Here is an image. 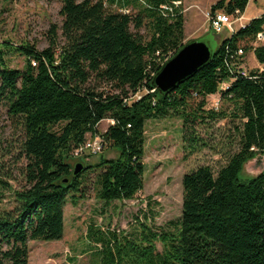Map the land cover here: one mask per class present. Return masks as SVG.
<instances>
[{
    "label": "trees",
    "instance_id": "trees-1",
    "mask_svg": "<svg viewBox=\"0 0 264 264\" xmlns=\"http://www.w3.org/2000/svg\"><path fill=\"white\" fill-rule=\"evenodd\" d=\"M182 1L60 0L61 26L48 29V46H17L25 59L21 71L0 61V104L22 130L25 160V187L14 192L13 207L0 208V264H28V242L62 239L65 205L83 197L89 171H98L95 195L104 206L134 199L143 190L149 125L177 119L194 149V125L227 118L206 109L213 95L233 105L238 150L216 174L201 166L183 175L181 218L170 223L173 230L141 224L119 237L90 227L87 237L100 246L99 264H264V169L241 179L247 162L264 160V72L236 73L239 50H253L264 66V46L253 49L264 16L219 42L204 66L161 93L156 75L187 44L183 15L173 5ZM248 3L220 0L211 13L242 15ZM103 121L111 124L99 134ZM88 134L103 141L94 165L73 158ZM104 149L117 156L105 158ZM77 164L82 169L74 175Z\"/></svg>",
    "mask_w": 264,
    "mask_h": 264
},
{
    "label": "rangeland",
    "instance_id": "rangeland-1",
    "mask_svg": "<svg viewBox=\"0 0 264 264\" xmlns=\"http://www.w3.org/2000/svg\"><path fill=\"white\" fill-rule=\"evenodd\" d=\"M218 1L220 0H183L177 5L184 18L183 43L203 42L213 53L219 42L231 36L227 27L220 32L210 28L209 17L213 14L211 8ZM59 9L60 0H0V61L9 69L23 70L25 59L15 50L16 47L28 43L34 45L36 51L45 49L48 46L46 33L50 26H61ZM262 16L264 0H249L245 12L240 19L234 21L232 30L236 31L246 25L253 17ZM141 33L144 34V30ZM58 35L61 44L63 39L60 31ZM261 46H264V42L253 45V49ZM237 68L248 74L255 70L260 72L264 66L257 62L252 50L243 54ZM215 108L225 112L227 118L219 121L206 119L204 124L194 125V137L197 138V142L193 144L194 149L188 147V140H183L179 134L180 122L177 119L168 118L149 125L146 132L143 190L134 199L115 201L104 206L95 195L98 171L85 174L83 197L76 204L68 200L65 205L62 239L54 242H28V264H99L96 253L100 246L94 245L87 237L90 227L104 234L115 233L119 237L131 235L141 224L152 229L173 230L170 223H177L181 218L183 175L201 166L209 167L216 174L238 150L235 127L239 126V120L231 117L234 112L233 105L228 101H221L218 95L209 96L206 109ZM109 125V121L101 122L97 126V133H104ZM91 139L88 134L85 141ZM21 141V128L0 104L2 209L13 207L14 192L25 187L22 176L25 160L20 154ZM102 154L108 159L117 156L114 150L104 149ZM73 158H82L85 165H94L99 155L86 153L76 157L74 154ZM263 169L262 158L247 162L241 179L247 180L256 176ZM156 248L159 252L162 251L159 241L156 242Z\"/></svg>",
    "mask_w": 264,
    "mask_h": 264
},
{
    "label": "water",
    "instance_id": "water-1",
    "mask_svg": "<svg viewBox=\"0 0 264 264\" xmlns=\"http://www.w3.org/2000/svg\"><path fill=\"white\" fill-rule=\"evenodd\" d=\"M211 56L212 53L205 43L199 41L188 42L175 56L164 63L154 79L155 88L161 93L173 89L177 84L204 66ZM81 169L82 165L77 164L73 174L77 175Z\"/></svg>",
    "mask_w": 264,
    "mask_h": 264
},
{
    "label": "built area",
    "instance_id": "built-area-1",
    "mask_svg": "<svg viewBox=\"0 0 264 264\" xmlns=\"http://www.w3.org/2000/svg\"><path fill=\"white\" fill-rule=\"evenodd\" d=\"M179 4H180V2H174L173 3V5L175 7H177V5H179ZM240 16H241V14L238 11H235L233 15H228L222 11L214 12L209 17L210 28L213 29L215 32H220L222 30V28L227 27L228 30L232 34V33H234V31L232 30V25L234 24V21H237L238 19H240ZM243 27H245V25L241 26V28H243ZM263 42H264V29L256 35L255 42L253 45L256 46V45H259ZM242 55H243V52L241 50H239L237 53V56H242ZM164 62H166V61H164ZM33 65H34V63H33ZM162 65H164V64H162ZM233 72L234 71H231L232 74H233ZM260 72L263 73L264 69L261 70ZM236 73L242 77H248V74L241 69L238 70ZM228 86H229V84L223 85L224 90L227 89ZM102 149H103L102 139L100 137L95 136V137H92L91 140L85 141L84 144L78 150H76L74 154L76 157L85 155L86 153L88 155L95 156V155L99 154L102 151Z\"/></svg>",
    "mask_w": 264,
    "mask_h": 264
},
{
    "label": "crops",
    "instance_id": "crops-1",
    "mask_svg": "<svg viewBox=\"0 0 264 264\" xmlns=\"http://www.w3.org/2000/svg\"><path fill=\"white\" fill-rule=\"evenodd\" d=\"M252 19H254V17H253ZM252 19H250V20H252ZM250 20H249V21H250Z\"/></svg>",
    "mask_w": 264,
    "mask_h": 264
}]
</instances>
